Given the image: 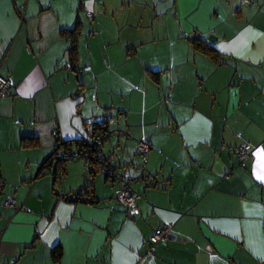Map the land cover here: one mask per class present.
Segmentation results:
<instances>
[{"label": "crops", "instance_id": "obj_1", "mask_svg": "<svg viewBox=\"0 0 264 264\" xmlns=\"http://www.w3.org/2000/svg\"><path fill=\"white\" fill-rule=\"evenodd\" d=\"M0 74V264H264V0H0ZM110 116L129 133L107 143L119 171L137 175L136 142L150 143L155 183L131 182V215L99 172L98 203L67 199L82 157L55 185L39 171L57 139ZM162 222L170 236L153 244Z\"/></svg>", "mask_w": 264, "mask_h": 264}, {"label": "trees", "instance_id": "obj_2", "mask_svg": "<svg viewBox=\"0 0 264 264\" xmlns=\"http://www.w3.org/2000/svg\"><path fill=\"white\" fill-rule=\"evenodd\" d=\"M190 41H191V43L195 49H197L201 53H205L207 55L209 54V56L214 61H217V60L221 61L224 59L223 56L217 54L216 51L212 48V45L207 43L206 41H203L202 39H199L197 37L192 38ZM69 51H70L71 55L75 51L74 41H71V47L69 48ZM69 64L71 65L70 66L71 69H73V70L79 69L78 66H76V64H73V62H69ZM151 74H152L151 75L152 79L157 82L159 80L158 72H152L151 71ZM114 117H115V115H114ZM117 122H118V120L116 118H112V116H110V121L104 118L103 120H101L99 122L98 121L92 122V124H90L91 125V129H90L91 134L88 131L86 133V135H83L78 140L61 141L59 147L65 151H68V154H69V157H66V158L55 157L56 150H57L56 144H58V141L60 140V139H57V142L55 143V148H54L53 154L47 160H45L39 168V171L42 172L44 169H46L47 173L52 175V177H53L52 180H53L54 185L56 183H58L60 181V179L65 175V173H66L65 163L68 159H72L75 157H82L87 162V164L90 166L89 170L85 171V173H86L85 175H87V176H86V179L83 182V184L78 189L73 191L72 193L67 194L68 198L66 196H63L64 198H67V199L73 200V201L90 202L93 204L98 203L99 199L96 198V196L94 194V187H93L94 176L96 175V172L103 174L105 178L110 177V175H111V173L105 174V173L100 171L101 162H99V160L97 159L98 152H97V149H95L93 147V144H91L90 138H87L89 135H90V137H93L95 135L100 134L103 137L102 139H104V137H105V139L103 140L101 148L104 152L113 154L112 160H111L112 167H113L112 173H114V172H118L120 174L126 173V171H119L118 168L114 165L116 154L113 152L112 149L107 147V143H108L111 136L122 135L123 137H129V133L126 130H123L122 128H120V126H118ZM144 139L147 141L148 146H149V150H150V143H149V140L147 137H142V138L137 140L135 152H136L138 158L140 159L141 164L138 165L137 175L131 176V177L133 178V180H139V179L144 180V179H146L145 180L146 183H148L149 181H152L153 183H155L154 179L152 177L146 176L144 174V171H143L145 169V163L147 161L149 150L147 152L145 160H143L142 156L140 154H138L136 151L138 143ZM243 144H245V143H243ZM240 145H238V146H240ZM234 152H235V150H234ZM151 185H153V184H151ZM133 192H135V191L133 190ZM164 241L165 240H160L159 242H164ZM52 255H53V259L55 261H58L61 257V247L60 246L54 247L52 249Z\"/></svg>", "mask_w": 264, "mask_h": 264}, {"label": "built area", "instance_id": "obj_3", "mask_svg": "<svg viewBox=\"0 0 264 264\" xmlns=\"http://www.w3.org/2000/svg\"><path fill=\"white\" fill-rule=\"evenodd\" d=\"M243 1L250 2V3L252 2V0H243ZM14 7L19 17L22 18L23 12L25 10L24 3H20V4L15 3ZM86 15L91 16L93 15V13L86 12ZM70 66L71 65L68 62L65 68H70ZM11 91H12V85H11L9 78L0 74V97H5L9 95ZM87 138H90L91 144H93V147L97 149V152H98L97 159L99 160V162H101L100 171L105 174L111 173L110 180L113 182L115 181L119 183V189H118V194H117L118 201L125 206L127 213L129 215L136 213L137 212L136 202L142 196L141 194L137 192H133L131 188V182L133 181V178L131 177V175L127 173L125 174H120L118 172L112 173L113 167H112L111 160H112L113 154L104 152L101 148L105 137L104 139H102L103 138L102 135L99 134L93 137L88 136ZM61 141L62 140H59L58 144H56L57 150H56L55 157L57 158L69 157L68 151H65L59 147ZM148 150H149V146H148L147 141L145 139L141 140L138 143L136 151L138 154L142 156L143 160H145ZM235 155L237 157L239 165L245 166L246 161L251 158L250 144L245 143V144H241L240 146H238L235 149ZM147 184L151 185L153 184V182L149 181ZM13 203L14 201L12 199H9L5 204H13ZM171 227H172V224L170 222H162L161 224H159L156 231L149 237L150 242L157 243L160 240L167 239L170 236Z\"/></svg>", "mask_w": 264, "mask_h": 264}, {"label": "water", "instance_id": "obj_4", "mask_svg": "<svg viewBox=\"0 0 264 264\" xmlns=\"http://www.w3.org/2000/svg\"><path fill=\"white\" fill-rule=\"evenodd\" d=\"M216 39V37L215 36H213V35H209L208 36V40L211 42V41H213V40H215Z\"/></svg>", "mask_w": 264, "mask_h": 264}, {"label": "rangeland", "instance_id": "obj_5", "mask_svg": "<svg viewBox=\"0 0 264 264\" xmlns=\"http://www.w3.org/2000/svg\"><path fill=\"white\" fill-rule=\"evenodd\" d=\"M207 39H208V36H207ZM214 42H215V40L211 41V43H214Z\"/></svg>", "mask_w": 264, "mask_h": 264}]
</instances>
